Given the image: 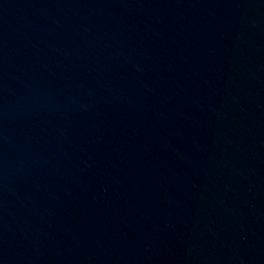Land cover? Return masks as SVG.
<instances>
[{
	"label": "water",
	"instance_id": "1",
	"mask_svg": "<svg viewBox=\"0 0 264 264\" xmlns=\"http://www.w3.org/2000/svg\"><path fill=\"white\" fill-rule=\"evenodd\" d=\"M0 264H264V0H0Z\"/></svg>",
	"mask_w": 264,
	"mask_h": 264
}]
</instances>
